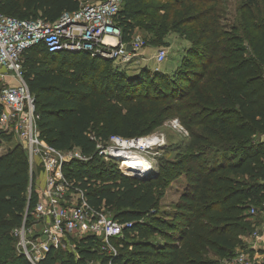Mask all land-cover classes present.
Returning <instances> with one entry per match:
<instances>
[{"label":"trees","instance_id":"obj_1","mask_svg":"<svg viewBox=\"0 0 264 264\" xmlns=\"http://www.w3.org/2000/svg\"><path fill=\"white\" fill-rule=\"evenodd\" d=\"M86 1L0 0V15L55 23ZM144 2L124 1L115 20L123 42L129 43L135 27L141 26L133 23L138 17L168 10L159 19L150 17L156 40L162 42L170 31L191 37L192 55L165 77L148 67L129 74V69L86 53L51 55L42 46L27 50L23 72L36 99L39 132L58 150L78 148L93 156L98 141L144 138L168 114L180 116L191 135L181 149L184 156L162 164L151 178L123 176L119 166L105 169L97 156L88 164L68 165L65 175L80 184L93 207L131 224L123 240L113 241L119 250L113 264H221L251 232L246 217L250 206L264 201V0H242V36L221 27L216 4L185 19L181 27L168 22L173 8L152 9ZM175 2L186 5L185 0ZM204 20L209 23L200 35ZM3 111L0 105V117ZM0 141L10 138L0 133ZM183 175L186 188L171 221L161 219L156 214L166 186ZM30 184L28 155L18 144L0 157V264H31L16 251L12 235L26 209L38 202L35 187L29 194ZM157 236L160 241L152 239ZM73 244L78 257L51 250L41 264L111 261L102 253L100 237L86 236Z\"/></svg>","mask_w":264,"mask_h":264},{"label":"built area","instance_id":"obj_2","mask_svg":"<svg viewBox=\"0 0 264 264\" xmlns=\"http://www.w3.org/2000/svg\"><path fill=\"white\" fill-rule=\"evenodd\" d=\"M124 1L83 4L80 10L64 13L55 23L0 15V81L3 84L0 105L4 108L0 133L17 138L25 148L31 180L29 194L31 196L34 187L38 194L36 206L26 209L21 227L13 233L19 253L31 264H41L51 250L75 248L74 240L90 235L100 237L102 253L111 257L109 264H113L119 254L113 241L123 240L125 230L131 227L130 223L116 221L104 208L93 207L86 191L65 175V169L75 162L88 164L95 156L122 159L123 164L133 152L141 154L155 142L112 136L108 144L97 142L93 156L84 155L78 148L66 151L54 148L41 138L36 99L23 72V55L36 46H42L51 55L86 53L121 67L140 64L144 41L134 34L129 43H124L123 32L115 21ZM128 47L133 51L129 52ZM167 57V49H160L156 64H163ZM171 126L176 131L183 129L178 119L173 120ZM120 168L125 172L123 166ZM37 171L43 178L34 182ZM246 217L251 232L241 237L242 244L234 256L221 264H264V201L260 206L251 205Z\"/></svg>","mask_w":264,"mask_h":264},{"label":"rangeland","instance_id":"obj_3","mask_svg":"<svg viewBox=\"0 0 264 264\" xmlns=\"http://www.w3.org/2000/svg\"><path fill=\"white\" fill-rule=\"evenodd\" d=\"M100 2L99 0H88L86 4L94 5ZM144 3H149L150 7L153 9V6L161 5L166 6L168 9H171L169 15V24H177L181 27L182 22L189 17L199 16L202 12L207 11L208 8L213 7L216 4L214 9V14L216 16V20L220 23L221 27L227 33H235L237 35L242 36V28L244 21V14L241 10L242 0H219L213 3L209 0H185L186 5L182 6L179 3H176L175 0H155V1H147ZM198 9H197V8ZM212 9V8H211ZM169 12L165 10L155 11L151 10L146 16L138 17L133 23H141V26H137L134 29L135 35L142 38L145 43L144 48L141 51L142 58L140 64H130L127 67H120V69H129V74H135L141 69L148 67L149 70L154 73L156 71L163 73L165 77L173 76L177 69L182 67L183 63L188 59L192 54L191 50L195 49L194 44L191 37L181 36L175 32H168L165 34L162 42L159 43L156 39L158 36L155 35V30L152 28V21L150 17L152 15L156 16L157 19L160 16H164ZM209 23V20H204L199 27V34H203V30L206 28V25ZM151 26V28H150ZM149 27V28H148ZM171 28V27H169ZM236 28L237 31H233ZM194 40V39H193ZM162 48H166L168 51V57L166 62L161 65L156 64V55L158 51ZM63 58V57H60ZM57 64H54L55 67ZM118 65V64H117ZM7 79L6 81H9ZM13 86L16 85L14 81H11ZM3 86V84H2ZM175 119H178L183 129L181 131H176L172 128L171 122ZM5 135V134H4ZM8 137V135H6ZM190 132L185 128L182 124L180 116L176 114H168L165 116L163 123L156 129L151 135L146 136L142 139H152L155 142V145L149 147L147 150L141 151L143 161L145 162L139 168L138 165H134V170L136 172H124L120 171V174L130 178L143 179L144 176H148V179L154 176L156 171L159 170L160 166L163 164H174L177 163L181 157L184 156L183 150H181L190 139ZM10 141H0V157L2 155L8 154L10 150H12L16 145H21L17 138L13 136H9ZM108 144V143H107ZM103 162V168L105 169H113L116 170L117 166L119 168L122 166V159H105L101 158ZM147 165V166H146ZM116 168V169H115ZM121 169V168H120ZM144 170V171H143ZM143 171V172H142ZM37 178L42 179L43 176H40V172L37 171L34 182L38 180ZM147 180V179H146ZM187 179L185 176H181L176 179L174 182L169 183L166 186L165 195L160 200L158 208H157V216L161 219H166L171 221V213L175 212V204L179 201L180 197L183 195L184 190L186 188ZM108 213L112 216V212L108 211ZM155 213V212H154ZM16 228V227H15ZM17 229V228H16ZM14 230L12 232V235ZM14 237V235H13ZM15 238V237H14ZM16 239V238H15ZM152 239L161 240L159 236L152 237ZM12 247V246H11ZM16 251L19 253L17 246L15 245ZM64 253H75L76 257H78L77 251H75L74 246L65 247L61 249ZM20 254V253H19ZM211 259H219L218 257H211ZM224 259H221L222 262ZM100 260L96 262L90 261L89 264H100Z\"/></svg>","mask_w":264,"mask_h":264},{"label":"bare ground","instance_id":"obj_4","mask_svg":"<svg viewBox=\"0 0 264 264\" xmlns=\"http://www.w3.org/2000/svg\"><path fill=\"white\" fill-rule=\"evenodd\" d=\"M124 161H125V163H123L122 166H123V169L125 170V172H128V173L133 172V168L135 167L134 165H138V166L140 165L141 166V163H142V165H144V163H145L143 161V158L141 157V154H139L138 152H133L131 155L128 156V158H126V160L124 159ZM140 166H139V168H140ZM125 167H128L130 169H127Z\"/></svg>","mask_w":264,"mask_h":264},{"label":"water","instance_id":"obj_5","mask_svg":"<svg viewBox=\"0 0 264 264\" xmlns=\"http://www.w3.org/2000/svg\"><path fill=\"white\" fill-rule=\"evenodd\" d=\"M127 50L129 52H132L133 51V49L131 47H128ZM146 179H148V176H144L143 179H139V180H146Z\"/></svg>","mask_w":264,"mask_h":264}]
</instances>
